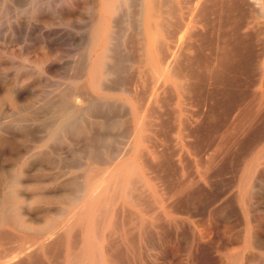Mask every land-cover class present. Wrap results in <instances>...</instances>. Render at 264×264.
Returning <instances> with one entry per match:
<instances>
[{
	"label": "rangeland",
	"instance_id": "rangeland-1",
	"mask_svg": "<svg viewBox=\"0 0 264 264\" xmlns=\"http://www.w3.org/2000/svg\"><path fill=\"white\" fill-rule=\"evenodd\" d=\"M96 1L97 0H0V100L2 99V102L0 101V117L1 115L10 117H7L8 119L4 118L5 120H1L2 117L0 118V214L3 207H5L2 203L4 193L10 188H13L15 194L18 196H16L18 201L16 213L19 221L18 224L6 220L0 223V253L2 251L0 255V264H2L3 260L4 264H11L10 262H12V264H64L65 254L68 252L73 253V251L76 252L80 248L78 245L81 246L83 243L88 244L89 241L90 244L95 243L98 248L100 247L99 255L101 256L104 253L103 247L105 249V247H109L108 245L113 247V245L119 243L117 241L121 239L120 235H122L121 233L125 229V224L129 227L130 225L128 224H132L131 222L134 223L133 214L135 212L134 217L140 214L146 220L147 227L145 228H147V232L151 233L152 238L151 235L149 233V235H147L146 232V235H144V237L142 236L143 238L141 237L139 240H134L135 243L133 247H135L134 249H138L134 250L133 247H130L131 250H129L127 255L129 257L131 255L132 258L130 257V259L132 260L130 261L129 259V263L168 264L165 248L157 242V238L160 235L157 234L158 228L164 229L165 222H163V219L159 220L161 219L159 218L157 222L155 221L156 223H150V220L152 221L151 215L155 214L153 212L154 206H150L149 204H153V198H158L159 200L162 198L161 201L165 204L166 194L168 193V185L166 184L168 182L167 175H169L168 159L171 151L168 104H170V100H172L174 96V87L183 85L193 88L197 87V89L203 86V88H211L214 84L219 83V85L223 86H230L231 84V87L237 85L235 88L240 89L238 87L241 86L242 88L245 86L244 88H246L247 86L248 88V86L250 87L251 84L254 85L256 81L259 82L261 79L264 82V74L261 76L257 70L259 64L264 62V22L260 16L262 13L261 11H264V0H237L238 4L230 8V10L213 9L210 7L209 1L204 0L203 3L193 10L195 12L191 10L194 15H192L191 18V20L193 19L191 22V29H189V27L188 31L186 30L187 35L184 33L180 36L183 40L179 37L180 40L178 41V45L181 42V47L178 54H176V58L178 59L175 58L171 63L170 71L172 72L168 73V75L160 74L159 78L161 77V80H158V76H156L157 78L153 76L157 80L155 82L153 81L155 79L151 77L152 73L150 68H147L146 59L142 57V54L145 53H140L143 51L142 39H139L140 37L136 38L141 32L140 25L138 21L135 20V18L139 17L138 11L141 10V0H125L129 2L122 0L119 5L120 7L115 11L113 16L110 17L108 32L112 37L109 38L110 41L108 40L107 43L106 65L103 74H101L96 86L93 88L89 81H87L89 80V74L86 69L92 66L94 59L96 60V56H99L101 52V45H104V43H100L99 46V41H94L96 45L93 42L91 46L89 42H87L90 36L89 33H91L90 31L95 26H93V24L99 23V20H97L98 18L96 19L100 12L97 7L99 2ZM164 3L159 4V6L162 5L164 8L160 6V11L162 10V12L158 11V16L162 21H164V18L165 22L168 23L170 17L167 15H169L170 9L167 6L170 5V2L167 1ZM20 4L25 6H23L25 10L23 8H21L23 11L20 9ZM205 6H207V8H205ZM92 7L93 10L91 11ZM17 11H19V13ZM123 11L124 13H122ZM166 11L168 14L165 15ZM258 15L261 19L256 17ZM213 18L215 19L213 20ZM111 20H113V22ZM168 24H170V22ZM101 25L100 22V25L98 24V31L100 33L103 31V26L101 27ZM105 25L106 24H104V26ZM155 29L157 30L158 36H156V38L160 46L164 43L162 41H165V37L162 36V32L159 28ZM195 38L196 40L194 42ZM206 38L207 40H205ZM158 39L161 40V43ZM232 41L234 43H232ZM222 42L224 44H221ZM82 43L84 45H81ZM86 43H88L89 46L88 44L86 45ZM152 45L154 48L155 44L152 43ZM234 45H239L240 47H234ZM221 47H228L227 49L233 51L231 52L230 59L226 60L227 63H224L223 59L219 56L221 55L219 51ZM183 49H185V51ZM88 51H90V54H88ZM213 53L216 55L214 56ZM236 53L240 56H237ZM87 54L89 57H86L88 56ZM217 55L219 58H216ZM140 56L143 58L141 61ZM245 57L246 60L248 59L247 61ZM193 58L194 61H192ZM196 59L199 60L197 61ZM242 59L247 65L243 63ZM79 60L80 62L78 63ZM223 64L229 65V67ZM213 66H215V68ZM233 68H235V70ZM139 72L143 73L142 77L139 75ZM213 76L217 77V79ZM206 78H208V81ZM219 78H221V81ZM136 80H138L137 84L135 83ZM140 80H142V84H139ZM213 80L216 81V83ZM146 81H148L147 84ZM226 81L228 82L226 83ZM149 82L150 84L148 85ZM152 82H154L155 85L154 83L152 84ZM132 83L136 85V88H139L138 91L137 89L135 90V85ZM84 86L86 89H83ZM80 87L82 88L81 90H79ZM143 87L147 88H145L146 91L149 89V91H147V94L149 92V97L146 95V92H144ZM170 88L173 94L170 93ZM140 90L141 92H139ZM152 90H154L153 92L155 94ZM143 92L146 96H144ZM150 92H152V97ZM58 93H60V96ZM77 94L80 97L77 96ZM201 95H197L199 99H197L196 95L193 96L196 97L197 100L191 97L194 99L192 100L193 104L200 105L202 100H206L203 98L205 96L202 95V97ZM237 96L239 97L236 98L234 96L232 99L234 104L247 99L244 98V96H246L244 94H238ZM132 97H134V99ZM59 98H65L69 100V102L71 101L69 107L74 105L72 107L73 109L70 108L71 112L69 114L63 112L64 110L57 109V107L60 108L58 103H60L61 99ZM197 101H199L200 104L197 103ZM203 101L202 103L205 102ZM7 108H9V110L4 112L3 110ZM131 108L133 110L137 109L138 121L132 117L133 110ZM138 111L141 113V116H139L140 114ZM151 111L153 112L151 113ZM161 113L164 114L161 115ZM13 114H17L16 117H14ZM260 126V128L254 131L255 133H253V135H260L262 125ZM130 132L132 135L129 134ZM212 136L214 137V135L210 136L211 139ZM204 141L201 143V147L209 142L208 138ZM91 171L92 173L94 171L97 172L95 173L97 177L98 175L101 176L98 177V179L100 178V182L97 181L98 179L94 175L90 176ZM87 174L92 182H86V178L88 177ZM12 178H15L16 181L11 186ZM141 179L142 181H140ZM130 180L131 182L136 181V186H134V183L131 185ZM139 181L142 182L143 185L139 184ZM93 183L96 184V186H94L96 190L93 191V194L95 193L97 197L95 194V198L91 197V205H87L86 210L87 208L89 209L88 211L85 210L86 213L84 216L74 217L76 214H70L74 212H72L71 209L74 208L75 204L77 206L79 203L81 204V201L83 203V201L86 200V193H88L86 190L90 185L93 188ZM125 183L127 184L125 185ZM99 186H101V188H99ZM143 189H145V192ZM91 193H89V196L93 195H90ZM106 193L110 196H107ZM139 194H142V196L148 194L149 196L147 195L146 197L145 195L144 198ZM124 195L126 197H124ZM77 197L80 198L78 199ZM106 201L109 202L107 203ZM261 205L264 206V201ZM97 206H101L106 212L104 213L103 211L101 214L95 212L97 211L95 208ZM142 208L145 210H142ZM146 208H148L147 211ZM125 210H127V213ZM67 213L70 216L69 218L67 217ZM130 214L132 216H130ZM262 214L264 216V212H262ZM71 215H73L74 218H72ZM101 216L102 218H99ZM117 216H119V219ZM124 217L126 219H124ZM61 220L62 222H60ZM98 220H100V222H102V220L104 221L102 223L99 222V226H97L96 222ZM67 221L70 223V225L68 224L69 227L65 228V226L63 227L62 225L59 226L60 223ZM6 222L8 224H6ZM159 224L162 225L159 226ZM55 225L59 226L58 228L61 231L64 230L63 233L59 231L57 227H55L57 228L55 229ZM115 225L117 227H115ZM262 227V232H264V219ZM49 232L53 233L49 235ZM253 232L260 235L253 228L251 229L250 238L253 237ZM73 233L75 234L74 236ZM35 234L40 237H37ZM45 234L47 235V241L45 240V242L49 244L45 242L41 244ZM98 235H100V237ZM17 236L19 237L17 238ZM262 236H264V233ZM135 237L136 235H134V238ZM35 238H38V241ZM145 238L147 240H145ZM79 240L81 241L79 242ZM58 242H60V244H58ZM25 243L28 246H25ZM104 244H106V246ZM121 244L123 245L119 243V247L121 248L124 246L125 248L121 250H128L127 247L129 246H127L126 243L124 244L121 242ZM130 246H132V244ZM130 251H132L131 253L134 255L137 253L134 257L135 260L133 259L134 255H132ZM133 251H135V253ZM251 254H253V256L250 257L252 258L250 263L264 264V257L261 259L257 253L253 252Z\"/></svg>",
	"mask_w": 264,
	"mask_h": 264
},
{
	"label": "bare ground",
	"instance_id": "bare-ground-1",
	"mask_svg": "<svg viewBox=\"0 0 264 264\" xmlns=\"http://www.w3.org/2000/svg\"><path fill=\"white\" fill-rule=\"evenodd\" d=\"M138 1H140V0H138ZM167 1L170 2L169 3L170 5L167 6L170 9V10L168 9L169 15H167L168 17H170V21H168V23L170 22V24L166 23L164 18H163L164 21H162V19H160V17L158 16V14H159L158 11H160V8H161L160 6H162V5L159 6V4H162V3L167 2ZM206 1H209L210 7L213 9H229L230 10V8H232L233 6L238 4L237 0H206ZM96 2H99L97 7L99 8L100 12L99 11H98L99 13L97 12L98 17H96V19L98 18L97 20H99V23L97 22V24L96 23L93 24V26L94 25L95 26L90 31L91 33H89L90 36H89L87 42H89L90 45L91 44L93 45L94 41L95 42L99 41V46H100V43H104V45H101V52H100L99 56H96L97 59L96 60L94 59L92 66L88 67V69H86V71L89 74V80H87V81H89L90 85H92L93 88L96 86V83L99 80V78L101 77V74H103L104 68L106 65L105 59L107 58L106 57V53H107V49H108L107 43H108L109 38L112 37L111 34H109V32H108L110 17L113 16L115 11L120 7L119 5L121 4L122 0H97ZM125 2H129V1H125ZM203 2H204V0H141L140 1L141 10L138 11L139 17L135 18V20L138 21V24L140 25V28H141V32L139 33V36H137L136 38L140 37L139 39H142V44L144 47L142 46L143 51H141L140 53H143V52L145 53V54H142L143 55L142 57H144L146 59V64L148 65L147 68L149 67L150 71L152 73L151 77L158 76V80H159L161 78V77L159 78L160 74L161 75L162 74L168 75V73L172 72V71H170L171 63L176 58V54H178V52L180 51V47H181V45H180L181 42L179 44L180 46L178 45V41L180 40L179 37L182 36V34H184V33L186 34V30L188 31L189 27H190L189 29H191V27H192L191 22L193 20V19L191 20V18H192V15H194L192 13V11L194 9H196L197 6ZM133 4H134V2H133ZM92 5H93V3H92ZM202 5H204V4H202ZM21 6H20V9L21 8L24 9L25 6L24 5H21ZM93 7H92L91 11L93 10ZM162 8H164V7L162 6ZM205 8H207V6H205ZM234 8H236V7H234ZM17 9H18V7H17ZM263 9H264V7H263ZM206 10H208V9H206ZM119 11H120V9H119ZM17 12L19 13V11H17ZM160 12H162V10ZM193 12H195V11H193ZM231 12H232V10H231ZM261 12L262 13L260 16L262 17L263 22H264V11L262 10ZM93 13H94V11H93ZM122 13H124V11ZM129 13H130V10H129ZM133 13H135V12H133ZM166 14H168L167 11H166L165 15ZM131 15H133V14H131ZM198 15H199V12H198ZM133 17H135V16H133ZM256 17H259V15ZM256 17H254V18H256ZM261 17H259V18L261 19ZM94 18H95V16H94ZM131 19H133V18H131ZM214 19L215 18H213V20ZM111 21L113 22V20H111ZM100 22L102 24L101 27L103 26V29H102L103 31H101V33L98 31V24L100 25ZM200 23H201V21H200ZM104 24H106V25L104 26ZM204 26H203V28H204ZM207 26H208V24H207ZM155 28H159V30H161V32H162V36L165 37V39H164L165 41H162L164 43L160 46L158 45V41L156 38V36H158V34H157V32H156L157 30ZM200 28H202V27H200ZM98 32H99V34H98ZM116 33H117V31H116ZM208 35H209V33H208ZM196 38L194 39V42H195ZM84 40H85V38H84ZM158 40H160V39H158ZM181 40H183V38H181ZM205 40H207V38ZM216 41H217V38H216ZM95 42H94V44H95ZM83 43H84V41H83ZM83 43L81 45H84ZM152 43L155 44L154 48H153ZM160 43H161V40H160ZM182 43H184V42H182ZM210 43H209V46H210ZM232 43H234V42L232 41ZM87 44L88 43H86V45ZM89 44H88V46H89ZM196 44H197V42H196ZM221 44H224V43L222 42ZM226 44H228V43H226ZM137 45H138V43H137ZM91 46H90V48H91ZM222 46H225V45H222ZM235 46L236 45H234V47ZM237 46H239V45H237ZM217 48H216V50H217ZM227 48L221 47L219 50L221 52L220 53L221 55H219V56L221 59H223L224 63L225 62L227 63L226 60L230 59L231 52H233ZM261 49H262V47H261ZM183 50L185 51V49H183ZM240 50H241V48H240ZM90 51H91V49H90ZM90 51H88V54H90ZM242 54H243V52H242ZM262 54H259V55H262ZM213 55H214V53H213ZM79 56H81V55H79ZM209 56H211V55H209ZM219 56L217 55L216 58H219ZM237 56H240V55L237 54ZM86 57H89V55ZM184 58H186V57H184ZM187 58H188V56H187ZM208 58H210V57H208ZM88 59H90V58H88ZM141 59L143 60V58H141V56H140V61H141ZM176 59H178V58H176ZM211 59H212V57H211ZM188 60H189V58H188ZM213 60H214V57H213ZM245 60H246V57H245ZM183 61H185V60H183ZM192 61H194V58ZM200 61H201V59H200ZM242 61H243V59H242ZM79 62H80V60L78 61V63ZM214 63H216V62H214ZM243 63H244V61H243ZM134 64H135V62H134ZM212 65H213V62H212ZM223 65L229 67V65H226V64H223ZM245 65H247V64H245ZM178 66H179V64H178ZM208 66H210V65H208ZM213 67L215 68V66H213ZM223 67H222V69H223ZM85 68H84V70H85ZM147 68H146V70H147ZM185 68H186V66H185ZM139 69H140V67H139ZM208 69H210V68H208ZM233 69L235 70V68H233ZM84 70H82V71H84ZM131 70H133V69H131ZM211 70H212V67H211ZM220 70H221V68H220ZM229 70H230V68H229ZM257 70L259 71L261 76H263V74H264V62H261L259 64ZM227 71H228V69H227ZM147 72H145V73H147ZM134 73H135V71H134ZM143 73H144V71H143ZM143 73L139 72V75L142 77ZM217 73H218V71H217ZM203 74H205V73H203ZM213 75H214V72H213ZM204 76L206 77L207 75H204ZM215 76H216V73H215ZM175 77H174V79H175ZM177 78H178V76H177ZM214 78L217 79V77H214ZM206 79L208 81V78H206ZM219 79L221 81V78H219ZM137 81L138 80H136V82H135L136 84H137ZM148 81H151V80H148ZM148 81H146V84ZM153 81L155 82L157 80L155 79ZM154 82H152V84ZM210 82H211V80H210ZM214 82L216 83V81H214ZM227 82L228 81H226V83ZM230 82H231V80H230ZM254 82H255V80H254ZM142 83H143L142 80H140L139 84H142ZM160 83H161V81H160ZM183 83H185V82H183ZM205 83H206V80H205ZM249 83H251V82H249ZM255 83H254V85L251 84L250 87L248 86V88H247V86H246V88H244L245 86H243L242 87L243 89L241 88V86L238 87L240 89H237V88H235V87H237V85L236 86L234 85V87H231V84H230V86H223V85H219V83L218 84L216 83L217 85L214 84L215 86L212 84L213 87H211V88H203L204 86L202 88L200 87L201 89L200 88L197 89V87L193 88L190 86H183V85H177L174 87V96H173L172 100H170V104H168L169 105V114H168L169 117L168 118H169L170 134H171V135L169 134V137L171 136L170 137V140H171V142H170L171 148L170 149H171V151L168 150V151H170V155L168 154L169 155V159H168L169 160V164H168L169 169L167 168L169 171V173L168 172L167 173L169 175H167L168 176V182L166 184V185H168V189H167L168 193L167 194L165 193L167 195V197L165 199L166 201L164 202L165 204H163V202L161 201L162 198H161V200H159L158 198H153V204L152 203L149 204L150 206H154V211H153V208L152 207L151 208L155 214V215H151L152 221L150 220V223L151 222L156 223L159 218H161L159 220L163 219L164 220L163 222H165L164 223L165 225L163 224L164 229L158 228L157 234H160V235L159 236L157 235L158 238L157 237L156 238H157V242L160 243V245H162L163 248H165L167 258H168V264H252V263H250L251 262L250 260L252 259L250 257L253 256V254H251V253H253V252L257 253L259 255V258L261 257V259L264 257V236H262V234L264 233V232H262L263 231L262 223H263V219H264L262 212H264V206L261 205L262 202L264 201V177H262V176H264V82L261 79L259 82H257L256 84ZM132 84H134V83H132ZM149 84H150V82L148 83V85ZM125 85H127V84H125ZM154 85H155V83H154ZM243 85H244V83H243ZM232 86H233V84H232ZM145 88H144V92H146V95H148L149 92L147 94V91H149V89L146 91ZM81 89L82 88L80 87L79 90H81ZM83 89H86L85 86L83 87ZM136 89L138 91L139 88H136V85H135V90ZM110 90H112V89H110ZM154 90H152V92ZM170 90H171V88H170ZM82 92H83V90H82ZM139 92H141V90ZM144 92H143V94H144ZM152 92H150L151 97H152V94H151ZM69 93H71V92H69ZM134 93H137V92H134ZM170 93L173 94L172 90ZM58 94L60 96V93H58ZM198 94H199V96L202 94L205 97H203L202 95L201 96L206 99V100H204L205 102L202 100L204 103H202V101H201V104L199 103V101H197V103H199L200 105L193 104L192 100H194V99L191 98L195 95L197 97ZM238 94L239 95L240 94L246 95L247 97L244 96V98H247V99L243 100V101L240 99L241 101L239 103L234 104L233 103L234 101L232 99L234 96L236 98L239 97V96H237ZM146 95L144 94V96H146ZM77 96H79V95L77 94ZM69 97H71V96H69ZM75 97H76V95H75ZM148 97H149V95H148ZM196 97H193V98L196 99ZM132 98L134 99V97H132ZM59 99H61L60 103H58V106L60 108L57 107V109L58 110L59 109L64 110L63 112H65L66 114H69L71 112L70 108L73 109L72 107L74 105L72 107H69V104H71V101L69 102V100H67L65 98L64 99L59 98ZM197 99H199V98L197 97ZM196 100H195V102H196ZM0 101L2 102V99ZM135 101H136V99H135ZM52 102H53V100H52ZM138 102H137V104H138ZM43 103H44V101H43ZM110 103H112V102H110ZM55 104H57V103H55ZM142 106H143V104H142ZM143 108H145V107H143ZM152 108H154V107H152ZM149 109H151V108H149ZM6 110H9V108H7L3 111L5 112ZM11 110H12V108H11ZM155 110H156V108H155ZM38 111H39V109H38ZM136 111H137V109L133 110L132 117L135 118L136 121H138L139 118H137L138 114ZM60 112H62V111H60ZM152 112L153 111H151V113ZM44 113H45V111H44ZM138 113H139V111H138ZM139 114H140L139 116H141V113H139ZM163 114L161 113V115H163ZM16 115H14V117H16ZM1 117H2L1 120H3L4 118H7L9 116L5 117V116L1 115ZM11 117H13V116H11ZM140 120H139V123H140ZM143 123H145V122H143ZM137 125L139 126L138 123H137ZM140 125H142V124H140ZM260 125H262L261 133L258 132V133H260V135L254 134L257 136L256 137L253 135V133H255L254 131H256L258 128L261 127ZM137 130H138V128H137ZM155 130H156V128H155ZM140 131H142V130H140ZM126 132H127V130H126ZM129 134H131V132ZM143 135H141V136H143ZM211 135H214V137L212 136V139L210 138ZM207 138H208L209 142L207 144L205 143L206 145L204 144L205 145V146L203 145L204 147L203 146L201 147V143ZM165 153H166V151H165ZM121 155H123V154H121ZM167 158H168V156H167ZM168 165H167V167H168ZM88 171H89V169H88ZM90 173H91L90 176L94 175L95 177H97L96 176L97 174H95L97 172L94 171L93 172L94 174H93L91 171ZM98 177H101V176L98 175ZM98 177H97V179H98ZM87 178H88V180H87ZM87 178H86V182H88V181L92 182L89 175ZM137 178H140V177H137ZM99 179L97 181H99ZM15 181H16V179L12 178L11 186L15 183ZM140 181H142V179ZM140 181H139V184L143 185V183ZM130 182H131V180H130ZM135 182H131V185H133V183H134V186H136ZM126 184L127 183H125V185ZM145 184H144V186H145ZM92 185H93V188H95L94 186H96V184L93 183ZM159 185H160V183H159ZM87 186H89V185H87ZM90 186H89V188L87 187L88 189L86 190V192H88V193L85 192L87 195L86 200L83 201V203L81 201V204L79 203L80 205L79 204H78L79 206L77 205L78 207L75 204L76 207L74 206V208H73L74 210L71 209L72 212L74 211L75 213L73 212L70 214H76V216H74V217H81L82 215L84 216V214L86 213L85 210H86L87 205L88 204L91 205L90 200H91V197H94L95 193L93 194V191L96 190V188L93 189L91 186V188L93 189L92 190L90 188ZM99 188H101V186H99ZM128 190H131V189H128ZM137 190H138V188H137ZM143 191L145 192V189H143ZM146 191H147V187H146ZM158 192H159V190H158ZM89 193H91L90 195H92V194L93 195L89 196ZM108 195L109 194H107V196ZM111 195H112V193H111ZM139 195H141V197H144L146 194L144 196H142V194H139ZM147 195H146V197H147ZM16 196L17 195L15 194L13 188H10L7 192L4 193L2 203L5 205V207H3L1 214H0V223H3L5 220L11 221V222L16 223V224L19 223L18 218H17V213H16L17 207H18V201H17L18 196L17 197ZM95 196L97 197L96 194H95ZM126 196H127V194H126ZM126 196L124 195V197H126ZM135 199H136V197H135ZM132 201H134V200H132ZM150 201H151V199H150ZM146 204H147V202H146ZM70 205H72V204H70ZM97 205H99V204H97ZM95 208L97 210L95 212H99L100 214L103 211H104V213L106 212L101 206H97ZM88 209L89 208H87L86 211H88ZM147 209L148 208H146V211H147ZM142 210H145V209L142 208ZM126 211L127 210H125V212ZM135 213L133 214L134 223L131 222L132 224H128V225H130L129 227H127V225L125 224V229L122 231V233L120 232L122 234V235H120L121 239H120V241H117L120 243V245H123V244H121V242L124 244L126 243V245L129 246V247H127L128 250H121L122 248H124V246H122L120 248L119 243L118 244L112 243V244H116V245H113V247H110V245L107 244L108 243V241H107V243L106 242L105 243L110 248L105 247V249H104V247L102 245L104 253L100 256L99 255V250H100L99 248L100 247L98 248L97 244L92 243V242H91L92 244H90V241H89L88 244L83 243L81 246L78 245L80 248L76 252H74L72 249H70L71 251H73V253L68 252L67 254H65L64 264H130L129 259H130L131 255L129 257L127 255V253L133 247V245L135 243L134 240H139L142 236L144 237V235H146V232H147L146 231L147 228H145V227H147L146 226V220L140 214H138L136 217H134ZM114 214H116V213H114ZM119 214H120V212H119ZM131 214H130V216H132ZM95 215H96V213H95ZM67 217L68 218L70 217L69 214ZM71 217L74 218L73 215H71ZM96 217H98V216H96ZM118 217L119 216H117V218ZM150 217H148V218H150ZM99 218H102V216ZM128 218H130V217H128ZM71 219H69V220H71ZM124 219H126V218L124 217ZM93 220H95V219H93ZM100 220H98L96 222L97 226H99L98 224H99ZM103 221L104 220H102V222ZM122 221H123V219H122ZM131 221H132V219H131ZM60 222H62V220ZM102 222H100V223H102ZM76 223H78V222H76ZM115 223H116V221H115ZM6 224H8V223L6 222ZM68 224L70 225V223L67 221L64 223H60L59 226L62 225L63 227L65 226V228H67V227H69ZM161 225L162 224H159V226H161ZM59 226L55 225L54 228L55 227L58 228ZM81 226H83V225H81ZM110 227H112V226H110ZM115 227H117V226L115 225ZM54 228H51V229H54ZM57 228H55V229H57ZM253 228L260 235L253 232V237L250 238L251 229H253ZM51 229H50V231H51ZM61 229H62V227H61ZM58 230L61 231L59 228H58ZM152 230H154V229H152ZM63 231L64 230H62L61 232L63 233ZM74 231H75V229H74ZM94 231H95V229H94ZM56 232H57V230H56ZM152 232H154V231H152ZM51 233H53V232H51ZM51 233L49 232V235ZM95 233H97V232H95ZM148 233L149 232H147V235H149V234L151 235V233H149V234ZM74 235L75 234L73 233V236ZM134 235H136L135 238H134ZM95 236H96V234H95ZM98 236L100 237V235H98ZM105 236H107V235H105ZM18 237L19 236H17V238ZM31 237H33V236H31ZM37 237H40V236H37ZM99 237H98V239H99ZM108 237H109V235H108ZM42 238H41V240H42ZM115 238H117V237H115ZM115 238H112V239H115ZM151 238H152V235H151ZM35 239L38 241V238H35ZM46 239H47V235L45 234L43 240L41 241V244H44ZM117 239H119V238H117ZM55 240H56V238H55ZM60 240H61V238H60ZM145 240H147V239L145 238ZM154 240H156V239H154ZM39 241H40V238H39ZM80 241L81 240H79V242ZM110 241H112V240H110ZM149 241H151V240H149ZM38 243H40V242H38ZM45 243L47 244L48 242H45ZM58 244H60V242H58ZM106 244H104V245L106 246ZM131 244H132V246H130ZM62 245H63V243H62ZM25 246H28V245L26 244ZM34 247H38V246H34ZM50 248H52V247H50ZM134 248L135 247H133V249ZM137 249H134V250H137ZM131 252L132 251H130V253ZM133 252L135 253V251H133ZM1 253H2V251H1ZM1 253H0V255H1ZM7 253H9V252H7ZM131 254L134 255L133 253H131ZM135 255L133 256V259H134ZM258 255H257V258H258ZM137 258H138V256H137ZM3 259H4V257H3ZM131 260L132 259H130V261ZM3 261H2V264H4ZM5 262H6V260H5ZM10 263L12 264V262H10Z\"/></svg>",
	"mask_w": 264,
	"mask_h": 264
}]
</instances>
